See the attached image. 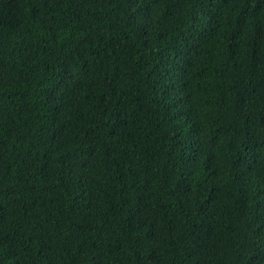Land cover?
Instances as JSON below:
<instances>
[{"label":"trees","instance_id":"trees-1","mask_svg":"<svg viewBox=\"0 0 264 264\" xmlns=\"http://www.w3.org/2000/svg\"><path fill=\"white\" fill-rule=\"evenodd\" d=\"M0 264H264V0H0Z\"/></svg>","mask_w":264,"mask_h":264}]
</instances>
